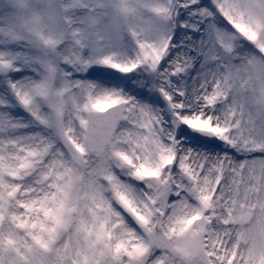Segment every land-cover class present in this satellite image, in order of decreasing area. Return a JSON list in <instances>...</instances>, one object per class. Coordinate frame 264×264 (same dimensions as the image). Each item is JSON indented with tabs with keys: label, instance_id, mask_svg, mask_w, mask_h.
Masks as SVG:
<instances>
[{
	"label": "snow or ice",
	"instance_id": "6c2138e0",
	"mask_svg": "<svg viewBox=\"0 0 264 264\" xmlns=\"http://www.w3.org/2000/svg\"><path fill=\"white\" fill-rule=\"evenodd\" d=\"M0 264H264V0H0Z\"/></svg>",
	"mask_w": 264,
	"mask_h": 264
}]
</instances>
